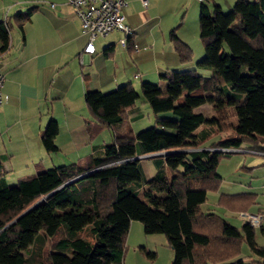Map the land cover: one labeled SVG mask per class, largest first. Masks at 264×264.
<instances>
[{"label": "trees", "instance_id": "obj_1", "mask_svg": "<svg viewBox=\"0 0 264 264\" xmlns=\"http://www.w3.org/2000/svg\"><path fill=\"white\" fill-rule=\"evenodd\" d=\"M201 4L204 57L197 67L213 74L168 71L162 84L145 82L139 91L132 85L88 91V136L110 130L112 141L77 164L38 170L14 184L0 177V264H123L133 222L142 223L146 235L165 236L172 264H246L245 244L264 264V246L250 223L237 228L202 210L222 185L217 170L231 155L223 150L248 145L264 153V0H237L229 13ZM29 17L13 20L22 28ZM10 29L8 21L0 23V53L9 47ZM170 41L181 63L193 61V50L175 31ZM140 99L154 123L135 132L129 113ZM212 104L221 106V117L196 112ZM216 127L229 134L207 146ZM58 132L51 120L41 135L46 151H58ZM158 154L164 165L144 181L141 160ZM257 199L221 195L218 204L231 213L250 212Z\"/></svg>", "mask_w": 264, "mask_h": 264}, {"label": "crops", "instance_id": "obj_2", "mask_svg": "<svg viewBox=\"0 0 264 264\" xmlns=\"http://www.w3.org/2000/svg\"><path fill=\"white\" fill-rule=\"evenodd\" d=\"M127 1L123 15L133 32L130 47L121 45L123 33L113 32L97 38L95 53L86 54L88 35L83 33L75 11L64 0H0V23L8 21L11 24L9 47L0 53V74L5 79L4 93L9 97L0 108V167L3 170L0 177L9 184L38 170L77 164L107 144L102 134L94 140L88 137L86 122L91 117L84 99L88 91L109 93L125 85H132L139 91L145 82L162 84L161 76L168 71L195 70L191 63L180 62L170 35L175 31L182 42L192 50L196 48L197 43L194 45L188 39V30L196 36L201 2L148 0L145 8L141 0ZM202 3L210 7L209 4L215 3L223 9L221 0ZM27 12L30 17L21 28L13 17ZM108 48L113 50L109 57L105 54ZM199 73L203 76L213 74L209 70ZM145 110L147 118H151L150 108L140 99L129 113L134 131L136 125H143ZM51 120L59 126L55 139L57 152L46 151L41 140ZM152 125L150 122L148 127ZM162 155L141 160L144 181L164 165ZM222 186L214 197L217 206L221 195H233L224 192ZM257 200V209L264 208ZM220 207L225 210L221 213L225 218L230 211ZM143 233V224L133 222L123 264H155L160 250L163 251L161 264H172L174 255L166 238L146 235L141 241Z\"/></svg>", "mask_w": 264, "mask_h": 264}, {"label": "rangeland", "instance_id": "obj_3", "mask_svg": "<svg viewBox=\"0 0 264 264\" xmlns=\"http://www.w3.org/2000/svg\"><path fill=\"white\" fill-rule=\"evenodd\" d=\"M235 1L236 0H221L223 4L224 12L226 13L231 12L234 7L233 5H235L234 4ZM250 1H253V0H250ZM209 5L213 7V4H209ZM198 20H199V16H198ZM188 33L190 36V38L188 39L192 40L193 44L197 43V46H194L196 48H193V56H194L193 58L194 59L191 62V65L195 67L198 70V72H201L202 69H199L197 67V64L204 57V46L200 39V22H199V28L196 32V36L191 33V30H188ZM220 107L221 106L218 104L206 105L200 108L198 112L203 113L209 119H215V116L221 117V115L218 112ZM149 114L151 118H147L148 112H146L145 110L144 112L145 118H144V121L141 123L143 125H140V124L136 125L135 132L141 129H145L146 127L149 126L150 122L154 123V116L152 112L150 111ZM226 114H227V119L229 121L230 115L227 112ZM227 134L229 133L222 132L220 131L219 128L217 131V127H216L214 129V132H212L210 140L207 142L208 143L207 146L211 142L218 141L222 137L221 135H227ZM102 135L104 136V141H103L104 143H109L113 139L112 133L109 130H105L104 132H102ZM241 148H245V149H239V150H242L241 152H230L231 155H226L221 158V161H220V164L217 170L218 174H220L225 179V183L223 184L222 182L223 186L222 185L221 186L224 192L232 193L233 195L238 194V193H245V192L246 193H249V192L256 193L258 194L257 203H259V205H262L264 207V153L262 152L249 153L248 152L249 150H246L247 148H249L248 145H243ZM146 162L151 163L150 161H146ZM17 181L18 179H16L15 182ZM215 194L216 192L209 193L208 202L207 204L202 206V210L203 212H206V213L215 212L216 214L218 213V215H221V213H225V210L222 209L219 205L218 207L213 202L214 197L216 196ZM216 203H217V199H216ZM248 213L253 214V215L262 216L260 228L258 229L255 228L256 229L255 232H256L257 244L263 247L264 246V216L261 215V213H258V209L256 205L252 207L250 212H240V213H237V215L230 212L227 214V216H225V219L231 225L237 228H240L244 222L242 220V215L248 214ZM152 236H164V235H149L148 238L149 237L151 238ZM140 238H142L141 241L145 240L146 234L143 233ZM140 238L135 241L140 240ZM128 247L129 245H128V238H127L126 248ZM162 257H163V251L160 250V258L158 259V262H156L155 264H161V261L163 260ZM242 257L245 258L246 264H263L259 257L254 256L250 253V250L247 244L243 246ZM149 263L153 264V262H149Z\"/></svg>", "mask_w": 264, "mask_h": 264}, {"label": "built area", "instance_id": "obj_4", "mask_svg": "<svg viewBox=\"0 0 264 264\" xmlns=\"http://www.w3.org/2000/svg\"><path fill=\"white\" fill-rule=\"evenodd\" d=\"M73 7L81 22L83 33L88 35L89 42L85 48L86 54L95 53L94 42L97 38H104L113 32L124 34L120 41L123 47L133 35L131 28L126 25L123 11L128 6L127 0H64ZM203 2V0H198ZM145 8L148 7V0H141ZM52 8L55 5H51ZM5 79L0 74V106L8 101L9 97L4 93ZM224 152H241L238 149H225ZM253 153L252 151H248ZM255 153V152H254ZM244 222L250 223L254 228H260L262 216L253 214L242 215Z\"/></svg>", "mask_w": 264, "mask_h": 264}]
</instances>
